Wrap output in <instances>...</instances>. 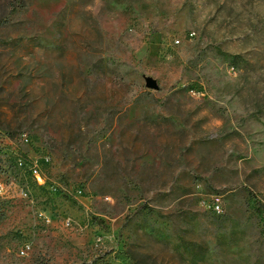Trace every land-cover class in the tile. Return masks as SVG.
I'll use <instances>...</instances> for the list:
<instances>
[{"label": "rangeland", "instance_id": "1", "mask_svg": "<svg viewBox=\"0 0 264 264\" xmlns=\"http://www.w3.org/2000/svg\"><path fill=\"white\" fill-rule=\"evenodd\" d=\"M3 18L0 264H264V0Z\"/></svg>", "mask_w": 264, "mask_h": 264}, {"label": "built area", "instance_id": "2", "mask_svg": "<svg viewBox=\"0 0 264 264\" xmlns=\"http://www.w3.org/2000/svg\"><path fill=\"white\" fill-rule=\"evenodd\" d=\"M34 172H35V174L37 175L38 179L41 180L40 175H39V171L36 170V169H34ZM215 210H216L217 212H220V198H216V199H215ZM29 249H30V248L27 247V250H29ZM23 253H26V250H24Z\"/></svg>", "mask_w": 264, "mask_h": 264}, {"label": "water", "instance_id": "3", "mask_svg": "<svg viewBox=\"0 0 264 264\" xmlns=\"http://www.w3.org/2000/svg\"><path fill=\"white\" fill-rule=\"evenodd\" d=\"M147 87L151 89H158L157 82L153 79H148L147 81Z\"/></svg>", "mask_w": 264, "mask_h": 264}, {"label": "trees", "instance_id": "4", "mask_svg": "<svg viewBox=\"0 0 264 264\" xmlns=\"http://www.w3.org/2000/svg\"><path fill=\"white\" fill-rule=\"evenodd\" d=\"M3 20H4V18L3 19H0V22H4L5 21V20L4 21Z\"/></svg>", "mask_w": 264, "mask_h": 264}]
</instances>
